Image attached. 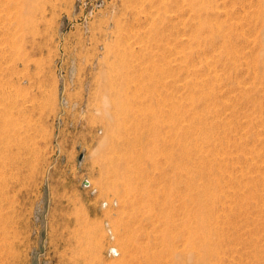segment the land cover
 <instances>
[{
	"label": "rangeland",
	"instance_id": "374dc122",
	"mask_svg": "<svg viewBox=\"0 0 264 264\" xmlns=\"http://www.w3.org/2000/svg\"><path fill=\"white\" fill-rule=\"evenodd\" d=\"M156 263L264 264V0H0V264Z\"/></svg>",
	"mask_w": 264,
	"mask_h": 264
},
{
	"label": "bare ground",
	"instance_id": "6f19581e",
	"mask_svg": "<svg viewBox=\"0 0 264 264\" xmlns=\"http://www.w3.org/2000/svg\"><path fill=\"white\" fill-rule=\"evenodd\" d=\"M120 55V54H119ZM218 55V54H217ZM208 58V57H207ZM109 73H110V71H109ZM103 77H105V76H103ZM102 77V78H103ZM113 76L112 75H108V77H107V81H106V83L105 84H103V88H104V91L107 89V87L109 86H111V85H113ZM118 80V79H117ZM130 80V78H125L124 79V81L126 82V83H128V81ZM115 81V80H114ZM129 84V83H128ZM154 85V84H153ZM148 86H149V84H148ZM155 86V85H154ZM115 90V89H114ZM146 90V89H145ZM144 90V91H145ZM111 91V90H110ZM123 91V90H122ZM126 91V90H125ZM146 92V91H145ZM123 93V92H122ZM126 94V95H125ZM123 93V94H121V92L120 93H118V94H116L117 96H114V97H112L111 95H109L108 93H106V92H104V94H103V98H104V101H105V105H104V111H103V114H104V116L105 117H108V119H109V132H108V134H107V136H106V140H105V138H104V140L106 141V142H112V143H114V142H117V141H119L120 139H122V138H124V139H127L128 140V142L129 143H131V142H133L134 140H138V139H140L141 138V136H139L138 138L137 137H133V138H131L130 136H129V133H128V128L130 127H126V125H125V120H126V118L127 117H129V115L133 112V110H132V105L130 106V104H132L131 103V101H130V98L128 97L129 95L127 94V92L126 93ZM128 95V96H127ZM158 97V96H157ZM102 98V99H103ZM156 99H158V98H156ZM110 106H112L113 107V111H110ZM141 107V106H140ZM151 109V108H150ZM139 110H140V108H139ZM136 111H134V113H135ZM131 117H132V115H130ZM200 117V116H199ZM129 119V118H128ZM127 119V120H128ZM148 120H149V118H148ZM200 120V119H199ZM140 124L142 123V121H140L139 122ZM141 126V125H140ZM191 126V125H190ZM189 126V127H190ZM158 127V126H157ZM157 129V128H156ZM199 129V128H198ZM152 130V129H151ZM200 132V131H199ZM128 134V136H126ZM140 135V134H139ZM154 137V136H153ZM103 140V141H104ZM104 143V142H103ZM149 143V142H148ZM110 144V143H109ZM151 145V144H150ZM127 146V145H126ZM6 148V147H5ZM114 149V148H113ZM150 149V148H149ZM164 149V148H163ZM167 151V150H166ZM140 153V152H139ZM138 153V154H139ZM144 154V153H143ZM180 154H181V152H180ZM132 155V154H131ZM134 157H135V155H134ZM199 157V156H198ZM110 158V157H109ZM214 158V157H213ZM140 159V158H139ZM200 160V159H199ZM212 160V159H211ZM128 162H130V161H128ZM138 162V161H137ZM202 162L204 163L203 165V168H204V170L206 169V166H205V164L207 165V161H206V157H204L203 158V156H202ZM211 162V161H210ZM147 163V162H146ZM152 163V162H151ZM201 163V162H200ZM139 164V163H138ZM155 164V163H154ZM210 164V163H209ZM135 165V164H134ZM149 165V164H148ZM152 165V164H151ZM129 166V165H128ZM158 166V165H157ZM209 166V165H208ZM146 167H147V165H146ZM140 168V167H139ZM156 168V167H155ZM162 168V167H161ZM210 169V168H209ZM214 169V168H213ZM137 170H140V169H137ZM203 170V171H204ZM130 171H132V170H130ZM135 172H137L136 171V169L134 170ZM141 171H142V169H141ZM145 171V170H144ZM143 172V171H142ZM141 172V173H142ZM141 173H140V175H141ZM132 174H133V172H128L127 174L126 173H116V177L117 178H119V177H121V178H126V179H131V176H132ZM137 174H138V172H137ZM143 174V173H142ZM131 175V176H130ZM139 175V176H140ZM141 177H143L142 175H141ZM157 177V176H156ZM193 177V176H192ZM219 177V176H218ZM191 178V177H190ZM142 179V178H141ZM87 182H89L90 183V180H88ZM202 183H203V181H201ZM255 182V181H254ZM118 183V182H117ZM196 183V182H195ZM207 183V182H206ZM201 183H199L198 185H200ZM125 185V184H124ZM149 186V188H150V185H148ZM202 187V186H201ZM121 188V187H120ZM171 188V187H170ZM199 188V187H198ZM125 189V188H124ZM196 189V188H195ZM258 189V188H257ZM117 190H119L118 188H117ZM140 193V192H139ZM214 199V196L212 195V196H210V192H208V189H207V185L205 184L204 186H203V188H201L200 190H199V198H198V200H199V203L201 204V205H205V202L207 201V200H209V199ZM218 197V196H217ZM215 199H217V198H215ZM129 200V199H128ZM214 202V201H213ZM230 203V202H229ZM225 207V206H224ZM226 211V210H225ZM212 215V214H211ZM164 217V216H163ZM206 217H207V213L206 214H201V216H200V220H199V222H200V224H201V227L202 228H206V226L207 225H209V224H207L206 223ZM209 219V218H208ZM209 222V221H208ZM170 223V222H169ZM215 223V222H214ZM207 224V225H206ZM212 224H213V222H212ZM169 225V224H168ZM192 225V224H191ZM215 225V224H214ZM126 226V225H125ZM200 227V228H201ZM209 227H210V225H209ZM215 227V229L216 230H218L217 228H216V226H214ZM209 230H210V228H208ZM195 234V233H194ZM211 234V233H210ZM214 235H216V234H214ZM205 236V235H204ZM202 237V236H201ZM169 237H167V234H164V237H163V239L164 240H167ZM211 238H212V236L211 237H209V240L208 239H205V243H207V244H209V242H210V240H211ZM219 238V237H218ZM162 239V240H163ZM214 239H216V238H214ZM220 241V240H219ZM131 243V242H130ZM126 248L127 249H130V245L129 244H127L126 245ZM167 248V247H166ZM196 248V247H195ZM169 250V249H168ZM212 250V254H215L216 256H218V253H219V251L217 250V249H211ZM10 251V250H9ZM191 251V250H190ZM188 252V254H186L185 255V257H184V261L185 260H190V256H193L192 254H191V252ZM6 252V251H5ZM8 252V251H7ZM192 252H194V251H192ZM167 253V252H166ZM179 253V252H178ZM199 254H200V252H198ZM197 253V254H198ZM4 254V253H3ZM11 254V253H10ZM169 254L170 255H172V256H176L177 254H176V252L174 253V251L172 250V251H170L169 252ZM8 255V254H7ZM149 255V259H150V261L151 262H159V260H160V255L162 256V254L160 253V255L158 254V253H151V254H148ZM177 256H179V255H177ZM176 256V257H177ZM5 256L3 255V258H4ZM7 257V256H6ZM5 257V258H6ZM2 259V258H1ZM9 260V259H8ZM217 261V260H216ZM189 262V261H188ZM203 263V262H202ZM156 264H158V263H156ZM188 264V263H187ZM219 264V263H218Z\"/></svg>",
	"mask_w": 264,
	"mask_h": 264
},
{
	"label": "built area",
	"instance_id": "2783aa9c",
	"mask_svg": "<svg viewBox=\"0 0 264 264\" xmlns=\"http://www.w3.org/2000/svg\"><path fill=\"white\" fill-rule=\"evenodd\" d=\"M113 248V250L115 251V248L114 247H112Z\"/></svg>",
	"mask_w": 264,
	"mask_h": 264
}]
</instances>
